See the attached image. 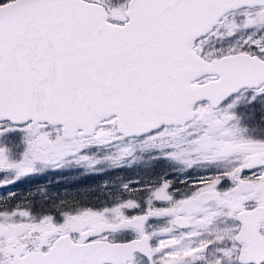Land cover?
<instances>
[{"label":"snow or ice","instance_id":"snow-or-ice-1","mask_svg":"<svg viewBox=\"0 0 264 264\" xmlns=\"http://www.w3.org/2000/svg\"><path fill=\"white\" fill-rule=\"evenodd\" d=\"M133 169L0 197V264H264V0H0V188Z\"/></svg>","mask_w":264,"mask_h":264},{"label":"flooded vegetation","instance_id":"flooded-vegetation-1","mask_svg":"<svg viewBox=\"0 0 264 264\" xmlns=\"http://www.w3.org/2000/svg\"><path fill=\"white\" fill-rule=\"evenodd\" d=\"M159 169H157L158 171ZM58 176L55 173H49L44 176L38 177H28L24 178L21 181L17 182L14 185H11L8 188H0V197H5L8 192H15L17 195L15 199L17 201H33L37 207H39L43 203L44 193L40 191V189H47V195L52 197L53 200H57V195L62 192L65 187L73 183V181L66 182L65 179H57ZM117 178H121V175H117ZM101 182V181H99ZM92 191H82L84 197L90 198V201L93 203L97 202V197H103L105 194V190L102 191L101 194L98 190ZM74 192V191H73ZM76 192V191H75ZM82 192H80L82 194ZM79 193V192H78ZM77 193V197H78ZM28 194V196H26ZM89 195V197H88ZM75 196V198H76ZM73 199V196L71 197Z\"/></svg>","mask_w":264,"mask_h":264},{"label":"rangeland","instance_id":"rangeland-1","mask_svg":"<svg viewBox=\"0 0 264 264\" xmlns=\"http://www.w3.org/2000/svg\"><path fill=\"white\" fill-rule=\"evenodd\" d=\"M159 171V170H158ZM58 178L57 179H62L64 178L66 182H70V181H77L74 184V188L68 191H76V195L78 192H84V191H92L93 190H98L102 193V191L104 190L102 188V183L107 180L111 185H112V190L114 191L116 188L119 187V184L121 181H128V180H135L137 177L140 178H147L146 174L142 171H140L139 169H133V170H125V171H121L119 173H114L111 175H105V176H92V177H83L77 173H55ZM117 175H121V178H117ZM90 178V179H89ZM100 178H104L103 182H99L98 180L95 181L96 179H100ZM90 181L89 184H86L87 181ZM82 194H86L83 193ZM26 196H28V194H26Z\"/></svg>","mask_w":264,"mask_h":264},{"label":"trees","instance_id":"trees-1","mask_svg":"<svg viewBox=\"0 0 264 264\" xmlns=\"http://www.w3.org/2000/svg\"><path fill=\"white\" fill-rule=\"evenodd\" d=\"M97 180L103 182L104 181V178L96 179L95 181H97ZM75 182H78V180L77 181H73V183L68 184L65 187V189H63L62 192L59 193V195H57L58 197H57V200H55V201L58 202L59 200H63V199H69V200H71V197L72 196H73V199H74L75 196H76L75 195L76 192L74 190H73L74 192L73 191H68V190H71V189L74 188V185H75L74 183ZM89 182L90 181L88 180L86 184H89ZM88 197H89V195H88ZM75 199H79V200H82V201H90V198L84 197L83 194H81L80 192L78 193V197L76 196Z\"/></svg>","mask_w":264,"mask_h":264}]
</instances>
